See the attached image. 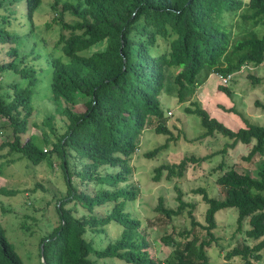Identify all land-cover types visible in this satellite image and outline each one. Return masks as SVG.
Listing matches in <instances>:
<instances>
[{
    "label": "trees",
    "instance_id": "16d2710c",
    "mask_svg": "<svg viewBox=\"0 0 264 264\" xmlns=\"http://www.w3.org/2000/svg\"><path fill=\"white\" fill-rule=\"evenodd\" d=\"M17 1L0 0V7L7 3L3 6L7 13L0 15V75L8 71L13 74L8 81L0 76V128L8 129L0 148L6 147L31 164L51 155L58 158L65 192L55 199L57 221L38 240L39 252L40 245L42 248L39 256L45 264H97L100 258H117L124 264H260V249L264 247L263 168L253 177L232 166L223 168L219 162L215 182L222 191L221 198L208 195L202 186L191 189L200 193L205 203L203 222L195 219V203L185 200L176 184L175 206L164 205L158 196L153 206L156 217L142 221L124 206L136 197L137 186L126 180L138 136L153 116L160 118L163 114L158 94L164 86L165 69L171 68V84L182 101L203 67L225 76L241 66L264 62V32L259 34L255 28L264 27V0H53L51 8L57 16L51 18L60 25L55 43L64 58L48 53L46 98L53 107L40 122L33 119L32 102L40 70L27 59L32 58L36 43L29 51H20L23 35L4 25L9 22L8 15L16 12L13 3ZM40 1L22 0V14L29 22L25 34L33 30V13ZM226 12L238 18L227 24L223 18ZM66 13L68 19L64 18ZM157 39L166 44V49L157 51ZM38 56L34 51V57ZM247 76L257 80L252 74ZM216 89L230 94L223 82L217 83ZM192 103L194 106L185 110L199 117L201 136L218 132L231 139L219 151L238 141L250 143L243 159L264 153V123L243 118L244 125L232 129L195 101ZM255 103L261 104L257 100ZM227 110L240 114L233 106ZM30 127L39 132L30 131ZM152 129L167 134L166 140L174 138L160 120ZM165 144L144 154L153 155ZM206 156L209 154L184 155L175 162L159 163L152 168L151 178L158 180L162 170L167 179L181 177L189 161L198 162ZM88 182L93 189L88 190ZM16 191L0 186V194ZM107 202L108 211H94V207ZM76 203L84 208L78 215L74 213ZM231 206L236 209V229L240 230L246 220L244 238L253 241L243 240L223 249L222 260L211 263L206 247L216 240L212 230L215 212ZM182 211L189 218V227L174 231L173 226L175 234L160 233L158 240L168 247L167 254L153 255L148 248L147 227L167 224ZM109 221L120 226L118 235L96 247L93 235L104 232ZM0 264H22L1 223Z\"/></svg>",
    "mask_w": 264,
    "mask_h": 264
},
{
    "label": "rangeland",
    "instance_id": "374dc122",
    "mask_svg": "<svg viewBox=\"0 0 264 264\" xmlns=\"http://www.w3.org/2000/svg\"><path fill=\"white\" fill-rule=\"evenodd\" d=\"M53 0H41L33 13L34 26L29 34H25L29 28L28 19L22 14V0L14 4L15 11L8 15L9 22L4 23L9 31L23 35L19 42V50L29 51L33 42L35 46L27 59L39 69L38 77L40 82L35 86L32 102L35 109L33 119L40 122L45 113L51 110L52 103L46 98L49 90L50 68L48 66V53L61 55L63 53L56 44L60 25L51 17L56 18L55 11L51 8ZM62 1V0H59ZM0 7V15L7 13L4 3ZM9 7V6H8ZM70 15L66 13L65 19ZM224 21L228 24L235 21L236 14L226 12L223 15ZM231 26V25H229ZM234 29V26H231ZM256 30L260 34L264 32V27L256 25ZM157 51L166 49V44L157 39ZM34 51L39 53L34 57ZM60 57V58H61ZM48 69V70H47ZM257 77L252 81L247 74ZM3 81L12 78L11 72L0 75ZM196 82L192 85V91L184 92V99H177L175 85L172 86V71L169 67L165 69L164 86L158 94L159 105L162 109L160 118L152 117L149 123L138 136L137 146L130 158L131 173L126 182L137 186L136 197L126 201L124 209L141 219L146 217H156L153 206L157 202V197L161 196L163 204L174 207L176 201L174 195L176 191L173 184H176L185 200L195 203L193 214L195 219L203 222V211L205 203L201 199L200 193H194L192 188L204 187L208 195L217 198L222 197V191L215 182V177L219 173L221 166H232L238 171H245L253 177L257 176V169H264V153L254 154L250 159H243L249 149L250 143L236 142L232 146H226L224 152L219 151L225 142L231 139L213 132L212 135H203L199 117L194 113L185 110L186 106L193 107L192 101L202 106L216 119L222 121L228 127L235 129L243 126L245 118L249 122L264 123V62L257 65L240 67L238 71L231 74L223 84L230 89L227 95L216 89L217 83H222L218 74L212 72L208 67H203L196 76ZM255 100L261 104H256ZM233 106L237 114L227 107ZM160 120L172 132L174 138L166 140L167 134L156 133L152 127ZM2 123V122H1ZM58 124V121L56 122ZM30 131L39 132L37 128L30 127ZM8 129L0 128V141ZM37 141V140H36ZM166 141L165 146L159 147L158 152L153 155H145L144 152ZM38 142V141H37ZM206 156L201 161H189L184 174L181 177L167 179L165 170L161 171L158 180L151 178L153 167L162 162H175L180 157L186 155ZM4 155V156H3ZM12 161L6 162V160ZM220 162V163H219ZM0 186L5 188H15L13 194H0V223L4 227L6 237L13 243L14 249L18 253L22 264H40L38 250L39 238L46 234L57 221L55 210L56 196L65 192L64 179L58 167V158L54 155L42 159L38 164H31L26 159L17 158V153L7 151L6 147L0 148ZM223 163V165H222ZM72 181L78 184L76 178ZM36 183H39L37 185ZM123 185L124 183H119ZM88 190L93 189L91 183H86ZM86 187V188H87ZM70 203V202H69ZM67 203L66 205L70 206ZM110 208V202L94 207V211L103 214ZM74 210L77 215L84 211L79 204H75ZM73 210V211H74ZM235 207L220 208L215 212L216 225L212 229L215 241L206 247L208 260L216 263L222 260L223 249L230 248L234 244H241L243 240L252 243V239L244 238L243 229L247 227L246 220L243 221L241 229H236ZM152 220V219H151ZM182 227H189V218L185 211L176 215L169 223L147 227V239L149 241V251L157 257L167 254L168 247L162 246L158 240L160 233L173 232ZM120 226L114 221H109L105 226V231L94 234L92 242L96 247H102L108 240L114 239L119 232ZM198 229V227H196ZM203 231H199L202 235ZM236 260V258H234ZM97 264H124L117 258L96 259ZM260 264H264V247L260 249Z\"/></svg>",
    "mask_w": 264,
    "mask_h": 264
},
{
    "label": "built area",
    "instance_id": "2783aa9c",
    "mask_svg": "<svg viewBox=\"0 0 264 264\" xmlns=\"http://www.w3.org/2000/svg\"><path fill=\"white\" fill-rule=\"evenodd\" d=\"M242 67H244V66H242ZM231 74H232V72L231 73H227L225 76H220V75H218V76H219L220 80L222 82H224V81H227L229 79V77L231 76Z\"/></svg>",
    "mask_w": 264,
    "mask_h": 264
},
{
    "label": "water",
    "instance_id": "95a60500",
    "mask_svg": "<svg viewBox=\"0 0 264 264\" xmlns=\"http://www.w3.org/2000/svg\"><path fill=\"white\" fill-rule=\"evenodd\" d=\"M41 252H42V248H41V245H40V254H41ZM40 260L42 261V264H45V262L43 261V258H42V256L40 257Z\"/></svg>",
    "mask_w": 264,
    "mask_h": 264
},
{
    "label": "clouds",
    "instance_id": "9594fccd",
    "mask_svg": "<svg viewBox=\"0 0 264 264\" xmlns=\"http://www.w3.org/2000/svg\"><path fill=\"white\" fill-rule=\"evenodd\" d=\"M236 71H238V70H236ZM235 72V71H234ZM233 73V72H232Z\"/></svg>",
    "mask_w": 264,
    "mask_h": 264
}]
</instances>
